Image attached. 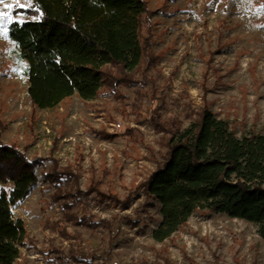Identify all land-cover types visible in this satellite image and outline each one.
<instances>
[{"label": "rangeland", "instance_id": "1", "mask_svg": "<svg viewBox=\"0 0 264 264\" xmlns=\"http://www.w3.org/2000/svg\"><path fill=\"white\" fill-rule=\"evenodd\" d=\"M145 1L154 13L151 51L157 60L145 78L138 74L145 81L138 91L119 86L92 101L73 95L55 109H34L13 44L0 35V143L16 144L28 160L78 165V182L64 181L59 190L76 186L86 192L97 182L100 191L120 200L130 195L166 151L167 134L154 125L155 109L172 130L187 128L194 111L206 107L238 137L264 135V0ZM0 10L19 17L14 9ZM55 190L40 182L14 210L28 236L17 264H75L66 257L52 260L50 247L95 252L88 264H264L256 226L221 213L196 212L171 238L154 241L161 218L157 204H144L141 190L126 208L94 193L87 198L88 214L114 222L119 237L111 246L100 227L67 224L66 237L57 227Z\"/></svg>", "mask_w": 264, "mask_h": 264}, {"label": "trees", "instance_id": "2", "mask_svg": "<svg viewBox=\"0 0 264 264\" xmlns=\"http://www.w3.org/2000/svg\"><path fill=\"white\" fill-rule=\"evenodd\" d=\"M32 5L14 9L19 17L9 24L7 36L34 109H55L73 95L86 102L102 93L115 94L119 86L138 91L143 85L140 79L157 60L151 51L154 13L148 2L32 0ZM157 112L153 122L167 134L166 151L149 177L123 200L100 191L97 182L86 192L76 186L59 190L64 181L78 182V165L60 167L49 157L28 160L16 144L0 143V264H17L20 249L28 243L25 222L14 210L40 182L56 188L51 200L59 207L57 227L66 237L71 236L67 224L100 227L111 246L119 237L114 222L88 214L87 198L94 193L126 208L141 190L144 204L158 207L161 222L152 231L158 243L176 234L196 212L250 222L264 243V135L250 132L238 137L227 120L206 107L194 111L195 118L182 130L167 127ZM48 250L52 260L66 257L75 264H88L96 256L85 255L81 248L69 254L54 247Z\"/></svg>", "mask_w": 264, "mask_h": 264}, {"label": "snow or ice", "instance_id": "3", "mask_svg": "<svg viewBox=\"0 0 264 264\" xmlns=\"http://www.w3.org/2000/svg\"><path fill=\"white\" fill-rule=\"evenodd\" d=\"M0 5H3L5 9H29L32 5V0H12L11 3H6L5 0H0ZM18 22L23 23V20ZM13 23V17L10 11L0 10V35H7V25Z\"/></svg>", "mask_w": 264, "mask_h": 264}, {"label": "built area", "instance_id": "4", "mask_svg": "<svg viewBox=\"0 0 264 264\" xmlns=\"http://www.w3.org/2000/svg\"><path fill=\"white\" fill-rule=\"evenodd\" d=\"M119 125V124H118Z\"/></svg>", "mask_w": 264, "mask_h": 264}]
</instances>
